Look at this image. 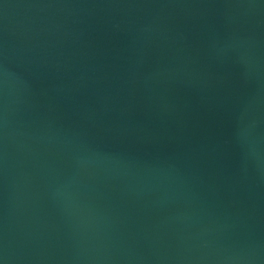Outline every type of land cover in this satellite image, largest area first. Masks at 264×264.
Listing matches in <instances>:
<instances>
[{
	"label": "water",
	"instance_id": "1",
	"mask_svg": "<svg viewBox=\"0 0 264 264\" xmlns=\"http://www.w3.org/2000/svg\"><path fill=\"white\" fill-rule=\"evenodd\" d=\"M0 264H264V0H0Z\"/></svg>",
	"mask_w": 264,
	"mask_h": 264
}]
</instances>
